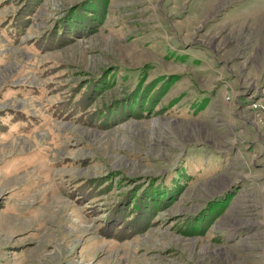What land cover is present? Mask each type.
Here are the masks:
<instances>
[{"label":"rangeland","instance_id":"rangeland-1","mask_svg":"<svg viewBox=\"0 0 264 264\" xmlns=\"http://www.w3.org/2000/svg\"><path fill=\"white\" fill-rule=\"evenodd\" d=\"M261 59L264 0H0V264H264Z\"/></svg>","mask_w":264,"mask_h":264},{"label":"crops","instance_id":"crops-1","mask_svg":"<svg viewBox=\"0 0 264 264\" xmlns=\"http://www.w3.org/2000/svg\"><path fill=\"white\" fill-rule=\"evenodd\" d=\"M262 61V66L260 68H253V67H250L249 68V71L252 73L253 77L255 79H259L261 76H264V60H260V63ZM260 63L258 65H260ZM258 65L255 64V66L257 67ZM264 87V86H263Z\"/></svg>","mask_w":264,"mask_h":264},{"label":"built area","instance_id":"built-area-1","mask_svg":"<svg viewBox=\"0 0 264 264\" xmlns=\"http://www.w3.org/2000/svg\"><path fill=\"white\" fill-rule=\"evenodd\" d=\"M253 108L256 109L257 115L259 116V122L264 126V102L253 106Z\"/></svg>","mask_w":264,"mask_h":264},{"label":"trees","instance_id":"trees-1","mask_svg":"<svg viewBox=\"0 0 264 264\" xmlns=\"http://www.w3.org/2000/svg\"><path fill=\"white\" fill-rule=\"evenodd\" d=\"M158 190V188H156Z\"/></svg>","mask_w":264,"mask_h":264}]
</instances>
